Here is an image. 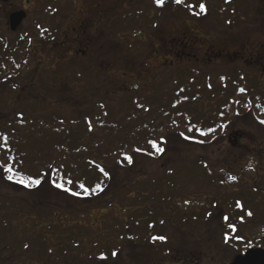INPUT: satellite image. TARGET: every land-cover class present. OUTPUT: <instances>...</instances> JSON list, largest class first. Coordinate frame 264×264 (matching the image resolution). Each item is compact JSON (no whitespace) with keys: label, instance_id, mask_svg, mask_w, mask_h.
<instances>
[{"label":"rangeland","instance_id":"rangeland-1","mask_svg":"<svg viewBox=\"0 0 264 264\" xmlns=\"http://www.w3.org/2000/svg\"><path fill=\"white\" fill-rule=\"evenodd\" d=\"M145 1L12 0L6 4L0 3V31L9 37L17 34L20 28L22 32L28 33L37 24L50 29L49 34H53L49 45L37 40L31 46L34 62L49 70L48 76L44 74V84L28 77L21 80L19 86H10L9 83L0 86V122L1 118L7 119L20 110L44 115L58 113L69 120L77 119L85 116L94 105L102 101L121 102L127 94L126 88L131 89L133 94L149 97L158 91L160 79L171 72L166 70L170 60H176L177 65H180L179 60L187 61L198 57L201 62L213 61L214 64L206 67V73L212 79H215L216 71L219 72L225 67L226 62L229 64L239 62L245 69L244 79L248 86L257 89L261 86L259 83H264V0H247V4L238 1V6L243 4L244 6L240 10L236 7L235 12L228 8L216 7L210 12L209 17L203 18L200 22L197 18L194 20L187 18L184 10L174 14L166 12L157 27L151 25L147 19L145 31L155 42L152 47L142 46L134 32H124L123 41L116 38L117 34L112 38L113 30H119L120 12L126 10L124 11L126 25L130 29L140 23L143 17L141 9ZM193 2L196 4L197 0ZM41 6L53 8L58 12L53 16L49 11H46V14L36 11L37 8L41 9ZM15 10L24 11L27 18L17 32L12 33L9 28V17ZM149 11L155 18L159 14V10L155 8ZM135 13L136 19H131ZM187 20L192 21L191 26L185 25ZM104 29L111 41L113 40L112 51L102 49L101 32ZM127 47H130V51L125 50ZM120 48L123 53L125 52V57L118 53L121 51ZM85 70L84 76L78 75L83 74ZM47 77L53 80L48 81L45 79ZM45 94L47 103L41 101ZM242 119L236 123L235 132H229L227 135L224 133L223 138L207 146V150L181 149L183 143L173 138L170 148L174 150L169 149L159 163L136 153L135 167L115 170L111 176L112 186H118L112 194L119 202L114 201L111 209L95 207V203L86 205L82 202L68 201L67 207L78 211L80 215L78 217L70 213L65 215L73 217L71 220L77 222L75 226L78 228L65 229L66 226L72 227L73 223L68 216L67 221L56 220L53 228L52 223L43 221L50 219L49 214L41 216L40 219L38 217L40 210L25 209L29 212L23 215L32 213L35 218L33 226L21 232L14 231L12 235L4 237L0 244L2 257L8 256V259H11L14 254L15 237L18 236L24 240L17 251L18 254L26 251L25 248H30L27 240L33 238L31 239L35 245L31 246V250L37 258L33 264H41L44 252L54 255L52 257L54 264H66L67 258L61 255L69 252L72 254L68 258L69 264H102L105 261L102 262L99 258L103 256L97 255L105 253V249L119 250L115 260L107 261L113 264L135 262L160 264L158 260L161 259L167 264H176L175 259L182 257L194 262L190 257L191 252L200 259L207 260L212 257L214 264L231 263L235 257H232L230 249L225 247L221 234L217 236V224L208 223L209 228L205 220L192 224L191 221L205 211L206 202L190 190L184 194L179 192L172 195L171 202L161 205L158 211H162L161 215H140L141 212L136 214L140 217L138 220L141 223L150 221L159 223L156 231L132 233L127 231L132 238V241H129L122 236L125 235V231L115 234L111 231V225L120 226L116 217L128 220L135 215L134 210H143V205H136L135 201L140 199L139 202H144L148 197L158 196L159 193L156 192L161 190V186H165L166 180L174 179L167 174L179 173L176 177L182 181L192 178L196 182L207 180L209 183V178L200 177L207 169L194 165L199 158L210 160L209 168L214 174L210 185L213 190L224 189L226 201L236 193L241 186L240 183L246 182V186L248 183L253 184L259 177L264 179V126L259 120ZM236 136L241 138L238 143L234 141ZM178 143L179 148L175 146ZM1 186L0 184V197L15 198L14 192ZM209 197L212 200L215 193ZM43 206L47 204L42 203L38 208ZM125 209L129 213L124 214L122 211ZM166 217L169 218L165 219ZM244 235L246 242L249 240L257 243L261 239L264 240V223L257 229L246 231ZM100 236L103 240L109 239L113 248L101 246L93 248L95 239H100ZM9 237L11 238L7 242ZM24 258L21 257L22 260ZM31 261L27 264H32Z\"/></svg>","mask_w":264,"mask_h":264},{"label":"trees","instance_id":"trees-1","mask_svg":"<svg viewBox=\"0 0 264 264\" xmlns=\"http://www.w3.org/2000/svg\"><path fill=\"white\" fill-rule=\"evenodd\" d=\"M238 1L248 3L247 0H197L196 4L193 0H180L179 3L176 0H162V2L146 0L141 9L143 17L140 23L129 29L126 25L127 18L124 12L126 10H122L118 20L119 30H113L111 37L117 34L116 38L123 41L124 32H134L142 46L152 47L155 42L145 31L147 19L150 20L151 25L157 27L166 12L174 14L184 10L187 18L190 20L197 18L200 22L203 18L209 17L210 12L216 7L233 11L237 7L240 10L244 4L238 6ZM201 5H204L205 12H201ZM153 8L159 10L156 18L149 13ZM38 10L45 14L49 11L53 16L58 12L46 6H41V9L37 8L36 11ZM136 17L137 13L131 19ZM190 20H187L185 25L191 26ZM49 31L50 29L43 28L41 24H37L28 33L22 32L20 28L13 37L0 31V86L7 83L10 86H19L21 80L28 77L44 84V74L48 76L49 70L34 62L31 46L37 40L49 45L52 42L50 37L53 35H50ZM101 36L103 51L104 49L112 51L113 40L111 41L105 29L101 32ZM120 50L118 53L124 56L125 52L123 53L121 48ZM125 50L130 51V47ZM175 61H169L166 70L171 72L158 82L159 95L157 91L149 97H144L133 94L131 89L126 88L128 95L125 94L121 102L102 101L94 105L85 116L71 120L58 113L44 115L38 112L25 113L24 110L17 111L7 119L1 118L0 184L1 187L14 192L16 196L15 198L0 197V244L3 238L12 235V232H21L33 226L35 219L33 214L23 215L27 214L30 208L35 211L40 210L38 216L40 219L41 216L49 214L50 219L43 221L52 223L53 228L56 220L67 221L68 215H65L67 213L77 217L80 215L78 211L67 207L68 201L82 202L86 205L95 203V207L111 209L114 201L119 203L117 197L112 194L118 186H112L111 176L115 170L135 167L136 153L159 163L169 149L174 150L170 148L173 138L183 143L181 149L207 150V146L221 140L224 133L227 135L229 132H235L236 123L240 119H255L260 123L264 121V83H259L261 86L257 89L248 86L245 83V69L239 62L231 64L226 62L225 67L219 72L216 71V77L212 79L206 73V67L214 64L212 60V63H206L204 60L201 62L198 57L187 61L179 60L180 65ZM50 66L52 67L51 64ZM85 73L86 70L78 75L84 76ZM51 77L45 79L52 81ZM46 96L47 94L41 98L44 103L47 101ZM261 125L264 126V123ZM240 139L239 136L234 137L237 143ZM179 143L175 145L178 148ZM161 149L163 151H160ZM209 161L199 158L194 164L196 167L207 169L204 174H200V177L209 178V183L207 180L196 182L192 178L182 181L176 177L179 173L167 174L174 179L166 180L165 186H161L160 191L157 190L159 197L155 195L154 198H146L144 202H139L140 199L135 201L136 205H143V210H134L135 217H130L128 220L116 217L120 226L112 224L111 231L115 234L125 231V235L122 236L129 241H132V238L127 231L131 233L156 231L159 223L155 221L141 223L138 220L140 217L136 214L141 212L140 215H161L162 211L158 212L161 205L171 202L172 195L179 192L184 194L190 190L206 202L203 214H199L197 219L191 221L193 225L205 220L209 228L208 223L215 222L217 236L221 234L222 242H226L225 247L230 249L232 257L254 247L255 243L249 240L246 242L244 233L257 229L264 223V179L259 177L253 184L248 183L246 186V182L240 183L241 186L236 193L226 201L227 195L224 189L213 190L210 185L214 174L210 171ZM31 181H39V184L30 183ZM25 184L30 186L25 187ZM43 188L51 190H42ZM214 193L215 198L211 200L209 196ZM39 203L47 206L38 208ZM122 212L129 213L126 209ZM172 212H175L174 209ZM68 217L70 220L73 218ZM71 222H73L72 227L66 226L65 229L78 228L75 226L76 221L71 220ZM10 238L6 241L8 242ZM31 238L27 240L30 248H25L26 251L18 254L17 251L24 240L15 237L13 258L2 257L0 251V264H21L20 261L24 262L22 264H27L31 260L33 264L37 258L31 250V246L35 245ZM92 246L113 248L109 239L103 240L101 236L100 239H95ZM43 255L41 264H54L52 261L54 255L45 252ZM61 256H65L66 264H69L68 258L72 254L69 252ZM21 257H25L24 260Z\"/></svg>","mask_w":264,"mask_h":264},{"label":"water","instance_id":"water-1","mask_svg":"<svg viewBox=\"0 0 264 264\" xmlns=\"http://www.w3.org/2000/svg\"><path fill=\"white\" fill-rule=\"evenodd\" d=\"M12 0H0L1 3H9ZM27 14L24 11L15 12L9 17V28L12 33L17 32L18 28L26 20ZM231 264H264V250H248L244 255L237 256Z\"/></svg>","mask_w":264,"mask_h":264},{"label":"flooded vegetation","instance_id":"flooded-vegetation-1","mask_svg":"<svg viewBox=\"0 0 264 264\" xmlns=\"http://www.w3.org/2000/svg\"><path fill=\"white\" fill-rule=\"evenodd\" d=\"M17 10H15L14 12H16ZM226 244V242H224V245ZM256 245L254 246V247H252V248H249V249H258V248H260V249H263L264 250V240H260V242H257V243H255ZM227 247V246H226ZM248 250V249H247ZM247 250H245V252L247 251ZM244 252V253H245ZM109 253V254H108ZM116 253H119V250H110V249H105V253H102L103 255V257H100L99 259L100 260H102V262H104L105 261V263H102V264H113V263H108L107 261L108 260H112V259H116ZM190 254H192V256H190L193 260H194V262H189V259H187V258H178V259H175V263L176 264H214V260H213V258L212 257H210V258H208L207 260L206 259H200V258H198V256L196 255V254H194V252H191ZM105 255H110L111 257H105ZM133 255V254H132ZM211 256H213V255H211ZM200 257V256H199ZM205 260H206V262H205ZM158 261H160V264H163V263H166L165 261H163L162 259L161 260H158ZM99 264H101V263H99ZM132 264H140V263H137V262H135V263H132ZM146 264V263H145ZM167 264V263H166ZM219 264H225V262H220ZM229 264H231V263H229Z\"/></svg>","mask_w":264,"mask_h":264},{"label":"snow or ice","instance_id":"snow-or-ice-1","mask_svg":"<svg viewBox=\"0 0 264 264\" xmlns=\"http://www.w3.org/2000/svg\"><path fill=\"white\" fill-rule=\"evenodd\" d=\"M158 2H162V0H158ZM177 3L180 2V0H176ZM201 12H205V8L204 5H201ZM261 123H264V121H261ZM160 151H163L162 149ZM9 171H11V169H9ZM9 179H11V177H9ZM19 183H24L23 181H18ZM30 183H34V184H39V181H31ZM25 187H29L30 184H25ZM57 187H60V185H57ZM160 239H164L163 237H160Z\"/></svg>","mask_w":264,"mask_h":264}]
</instances>
